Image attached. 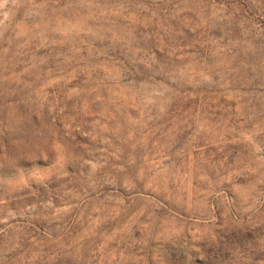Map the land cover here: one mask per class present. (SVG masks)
I'll list each match as a JSON object with an SVG mask.
<instances>
[{
  "label": "rangeland",
  "instance_id": "rangeland-1",
  "mask_svg": "<svg viewBox=\"0 0 264 264\" xmlns=\"http://www.w3.org/2000/svg\"><path fill=\"white\" fill-rule=\"evenodd\" d=\"M0 264H264V0H0Z\"/></svg>",
  "mask_w": 264,
  "mask_h": 264
}]
</instances>
